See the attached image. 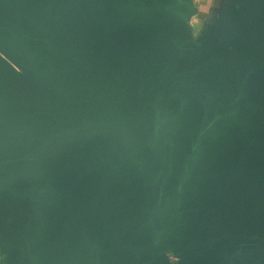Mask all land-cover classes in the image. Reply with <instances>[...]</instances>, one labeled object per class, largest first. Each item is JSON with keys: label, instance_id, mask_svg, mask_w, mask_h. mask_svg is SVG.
Masks as SVG:
<instances>
[{"label": "water", "instance_id": "1", "mask_svg": "<svg viewBox=\"0 0 264 264\" xmlns=\"http://www.w3.org/2000/svg\"><path fill=\"white\" fill-rule=\"evenodd\" d=\"M227 8L0 0L2 264H264V0Z\"/></svg>", "mask_w": 264, "mask_h": 264}, {"label": "crops", "instance_id": "2", "mask_svg": "<svg viewBox=\"0 0 264 264\" xmlns=\"http://www.w3.org/2000/svg\"><path fill=\"white\" fill-rule=\"evenodd\" d=\"M188 2L196 9V13H200V10H205L209 15V24L216 25L221 29L224 25V18L228 12V6L231 8V0H188ZM195 14L193 16H195ZM193 16L190 21V25L193 23ZM0 247V264H2Z\"/></svg>", "mask_w": 264, "mask_h": 264}, {"label": "rangeland", "instance_id": "3", "mask_svg": "<svg viewBox=\"0 0 264 264\" xmlns=\"http://www.w3.org/2000/svg\"><path fill=\"white\" fill-rule=\"evenodd\" d=\"M209 22V15L206 13L205 10H200V13L195 14L193 16V23L190 25L191 29L193 30V39H196L203 33L204 29ZM184 56L183 54H181Z\"/></svg>", "mask_w": 264, "mask_h": 264}]
</instances>
